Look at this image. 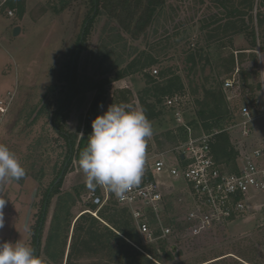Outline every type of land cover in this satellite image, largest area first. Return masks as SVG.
I'll return each mask as SVG.
<instances>
[{
	"label": "rangeland",
	"instance_id": "374dc122",
	"mask_svg": "<svg viewBox=\"0 0 264 264\" xmlns=\"http://www.w3.org/2000/svg\"><path fill=\"white\" fill-rule=\"evenodd\" d=\"M228 1V7L236 6L244 14L237 19L244 20L247 32L225 28L226 9L219 6L218 0H164L152 23L137 38L123 34L117 22L102 12L93 18L89 33L80 44L84 23L93 15L90 0L65 1L66 5L62 0H22L21 4L16 0L14 7L6 4L0 8V144L10 149L26 170V176L20 181L8 180L0 184V200H5L0 241H19L32 247L39 222V256L45 258L44 245L54 209L59 198L69 193L75 199V204L69 218L70 230L62 262L65 263L74 222L83 213L88 219H95L88 212L95 211L87 199L92 190L86 187L84 174L78 164L79 154L84 150L87 136L92 131L91 123L88 131L84 129L87 117L103 114L112 103L137 110L142 109V102L153 104L160 115L151 121L153 134L147 138L145 156L175 147H159L154 141L163 132L172 131L173 124L162 102H158L165 96L158 97L154 92L145 93L147 88L163 87L169 82L177 85L180 82L182 88L176 93L185 95L188 109L186 118L194 126L199 123L196 127L200 132L207 121L199 119L197 110L201 108L206 91H222L223 80L234 74L239 82L240 95L236 100L225 99L226 103L218 111L220 116L227 114L231 119L217 123L216 118H213L208 122L213 125L212 128L226 129L224 133L229 144L236 148L233 150L238 154V138L241 137H235V133L238 134L240 129L232 126L241 122V108L246 107L253 117L263 110L258 52L255 50L264 39L258 28V14H264V9L257 6L260 0H254L253 10H247L249 0ZM19 6H22V12H19ZM6 10H11L12 16H7ZM14 28H19L17 35H13ZM113 28L122 33L126 46L104 54L101 51L106 42L116 36L112 34ZM248 28L255 33V50L251 49L254 47ZM79 45L83 47L78 61L80 81L108 79L112 82L104 87L103 103L97 114L89 113L96 91L74 97L67 103L66 111L59 112L62 114L65 111L58 119L59 128L74 140L72 151L68 153L65 138L53 130V120L58 115L54 118L52 115L65 100L66 66L72 57H76ZM144 54L154 60L151 66L114 81L119 70ZM231 55L233 67L229 61ZM151 68L158 70L156 77L150 75ZM147 75L151 76V81L146 78ZM125 91L129 93H123ZM253 122L249 125L250 137ZM243 140L241 145L249 150L250 143L245 138ZM214 146L219 160H229L220 155L218 140L213 149ZM169 158L173 160L170 154ZM65 163L58 194H50L48 191L54 178L60 175ZM172 197L163 220L174 227L170 218L174 215L179 220V210L182 208L176 205L179 201L174 203ZM263 200L260 199L256 204H264ZM99 219L96 220L102 227L116 231L111 224ZM235 221L194 239L184 237L179 232V239L166 240V246L175 250L172 260L160 256L155 264H264V211L254 208ZM174 229L178 231V228ZM140 239L143 246L156 245L158 242L146 244ZM80 262L94 264L95 260L93 257H83Z\"/></svg>",
	"mask_w": 264,
	"mask_h": 264
},
{
	"label": "built area",
	"instance_id": "2783aa9c",
	"mask_svg": "<svg viewBox=\"0 0 264 264\" xmlns=\"http://www.w3.org/2000/svg\"><path fill=\"white\" fill-rule=\"evenodd\" d=\"M8 1L0 0V8ZM5 12L7 16H12L11 10ZM150 75L156 77L158 70L151 68ZM239 88L234 74L222 82L225 99L236 100L240 95ZM184 96L174 93L162 100V107L172 120L173 133L178 135L182 132L183 137L178 139L173 149L145 156L141 183L125 193L123 198L116 197L104 187H97L98 191L92 190L87 196L96 208L88 212L98 220L97 212L102 207L114 205L126 209L138 236L146 244L161 239L175 241L179 239V232L184 237L194 239L229 225L254 208L264 211V204L251 208L248 203L257 196L254 194L264 193V142L249 150L241 145L244 143L242 138L249 140V125L253 116L246 107H242L241 122L232 126L239 127L237 135L241 139L238 154L234 156V167H230L218 162L213 152L217 137L226 129L211 127L198 132L196 125L199 123L194 126L186 118L188 109ZM179 189L182 191L179 192ZM171 197L174 203L179 201L176 205L182 208L179 210V220L174 215L170 218L178 231L163 220Z\"/></svg>",
	"mask_w": 264,
	"mask_h": 264
},
{
	"label": "trees",
	"instance_id": "16d2710c",
	"mask_svg": "<svg viewBox=\"0 0 264 264\" xmlns=\"http://www.w3.org/2000/svg\"><path fill=\"white\" fill-rule=\"evenodd\" d=\"M15 1L16 0H9L7 4L9 5V7H14ZM63 1L64 5H66V2H70L72 0H62V2ZM218 1L220 4L219 6L226 9L224 16L226 17L225 19H227L225 28L247 32L244 20L241 21L237 19L238 16L244 14H241V11L236 6L228 7V0ZM253 2L254 0H249L247 10H253ZM17 3L21 4L22 0H17ZM90 3L93 6V15L92 17L87 19V26L85 28L83 26V41L85 36L89 33L93 18H95L102 12L106 14L111 20L117 22L119 30L123 34L125 33L132 38H137L139 35L143 34L152 23L157 10L159 8H162L164 0H90ZM257 6L261 9H264V0H260V3L258 2ZM21 9L22 6H19V12H22ZM248 18L250 21H252V16L249 15ZM258 19V28L261 33L260 36L262 35L263 39L264 34H262V28L264 27V14L259 13ZM112 30L114 31L112 34L115 33L116 36L110 41H105V48H102L101 51L104 54L109 53L110 51L112 52L118 47L125 48L126 46L124 40L125 38L123 37L122 33H119V30L114 28ZM248 35L251 39V45L252 47H254L251 49L255 50L257 45L255 42L256 38L254 31L248 28ZM258 46L259 50L263 52L264 39ZM82 48L83 47L80 48V45L78 46L76 57H72L66 66V73L64 74L66 97L63 104H61L58 110L54 111L52 115L53 118L58 115V117L53 120V130L57 134H59V136L65 138L68 153H71L72 151L74 140H72L69 135L64 134L59 128L58 124V119H60V117H62V114H64V112L66 111L65 107L67 103L80 94L90 91H96V97L98 95L100 96L98 102V107L100 108L103 103V95L105 92L104 87L112 82L108 79H101L95 82H93L92 80H90L89 82L80 81V79L78 78V61L79 56L82 52ZM229 58V61H231V65L233 67V56L231 55ZM153 62L154 60L150 56H145V54L143 56H139V58H136V60L134 58L124 69L119 70L116 73L114 81L129 76L134 72H141L146 67L151 66ZM192 62L194 63V59H192ZM150 77L151 76L149 75L146 76V78L150 79L151 81ZM181 88L182 84L180 82H178L177 85H172L169 82V84L163 87L153 86L152 88H147L144 92H154L156 93V96L163 97L167 94L171 95L173 93H176ZM123 93L128 94L129 92L125 91ZM158 102L161 103L162 100L160 99ZM224 102L225 96L221 89L219 91H206V96L200 104L201 108H198L197 110L199 119L203 122H205V120L207 121L203 124L204 129H211L213 125L211 126L208 121L213 118H216L217 123L231 119V117L228 118L227 114L220 116V113L218 112L219 110H221ZM142 106V110L150 121L160 115L159 112H156L155 105L142 102ZM91 108L89 111L90 114L98 113L99 108L94 111H91ZM64 109L65 111L62 114H59V112L63 111ZM90 116L94 117L92 115ZM84 129L88 131L90 129V124L89 126H86L85 124ZM226 136V133H222L217 137V140L220 144L219 153L223 156V158L227 157L229 159H233L235 156L234 151L231 149L228 138ZM182 137V132L176 135L171 130H168L167 132H163L160 137L154 138V141L159 147H172L175 146L178 139ZM215 146L213 149L214 153ZM56 179L57 177L54 178V182ZM61 180L51 190L48 191L50 194L51 192L53 194H58V186ZM53 184L54 183H52V186ZM74 204L75 199L69 193L65 196H61L58 200L45 240L44 254L46 257L43 258L45 264H63L62 262L64 260L65 250L67 246V233L70 230L69 218L71 209ZM92 208L94 210L96 209L93 205ZM122 209L114 205H109L102 207L100 211H98L99 218L104 220L107 224H111V227L116 231H113L106 226L102 227L99 224L100 220L97 221L98 219L96 220V218L88 219L87 217H85L86 213L80 215V217L74 222L73 225L69 251L66 255V261L64 264H82L80 261L83 257H93V259L95 260L94 264H155V261L159 260L160 256H163L165 260H172L175 250L172 247L168 248L166 246L165 240H158L156 245H141V239L136 232L135 226L133 225L131 219L128 218L129 215L127 211L124 208ZM39 227L40 225L38 222L32 241V248L35 250V252H39L41 241V228ZM37 239H39L38 245H36Z\"/></svg>",
	"mask_w": 264,
	"mask_h": 264
},
{
	"label": "clouds",
	"instance_id": "9594fccd",
	"mask_svg": "<svg viewBox=\"0 0 264 264\" xmlns=\"http://www.w3.org/2000/svg\"><path fill=\"white\" fill-rule=\"evenodd\" d=\"M88 142L80 152L78 164L86 187H104L116 197L141 183L147 138L153 134L151 121L142 109L124 104H110L91 122ZM25 168L5 144H0V184L20 181ZM0 200V228L3 227V206ZM0 264H45L35 250L23 242L0 241Z\"/></svg>",
	"mask_w": 264,
	"mask_h": 264
},
{
	"label": "crops",
	"instance_id": "0c3cea01",
	"mask_svg": "<svg viewBox=\"0 0 264 264\" xmlns=\"http://www.w3.org/2000/svg\"><path fill=\"white\" fill-rule=\"evenodd\" d=\"M255 51L258 52L257 65H258V69H259V73H260L259 79H260V87H261L260 91H261V99H262L261 102H262L263 110H262L261 114L253 117V121H254L253 122V133H252V136L249 138V140H247L248 143H250L249 144L250 148L260 146L262 144L261 142H264V51L261 52L259 50V47ZM235 137H239V136L235 133ZM240 139L241 138H238V140H240ZM231 149L233 150L234 148L231 147ZM235 154L236 153L234 152V155ZM214 155H215V153H214ZM215 159L220 163H224V164L230 165V167H234V165H233L234 164V158L229 159V160H225V161H221L215 155ZM254 195H257V196L252 197L250 199V201H248L251 208H253L255 205H259L256 203H258V201L260 199H264V193H258V194H254ZM260 204H262V203H260Z\"/></svg>",
	"mask_w": 264,
	"mask_h": 264
},
{
	"label": "water",
	"instance_id": "95a60500",
	"mask_svg": "<svg viewBox=\"0 0 264 264\" xmlns=\"http://www.w3.org/2000/svg\"><path fill=\"white\" fill-rule=\"evenodd\" d=\"M86 26H87V22L85 23L84 28H85ZM83 32H84V29L82 30V34H81V37H80L79 44H80V42L82 41V38H83ZM18 33H19V28H14V30H13V35H17ZM76 54H77V53H76ZM99 98H100L99 95L95 98V100H94V102H93V105H92V108H91V111H94V110H96L97 108H99V107H98ZM94 118H95V117L88 116L87 119H86V126H89V124L92 122V120H93ZM86 145H87V144H86ZM86 145H85V147H86ZM85 147H84V148H85ZM180 158L183 159V156L181 155ZM65 167H66V163L64 164V166H63V168H62V170H61V172H60V175L57 177V179L55 180L53 186H52L50 189H52V188H53V187H54V186H55V185L61 180L62 175H63L64 170H65ZM38 244H39V239L36 240V245H38ZM36 254L39 256V252H38V251H36Z\"/></svg>",
	"mask_w": 264,
	"mask_h": 264
}]
</instances>
